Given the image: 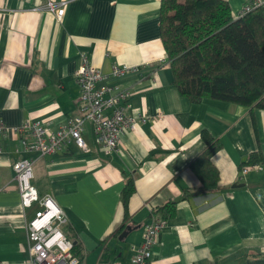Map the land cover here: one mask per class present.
Here are the masks:
<instances>
[{
  "label": "crops",
  "instance_id": "0c3cea01",
  "mask_svg": "<svg viewBox=\"0 0 264 264\" xmlns=\"http://www.w3.org/2000/svg\"><path fill=\"white\" fill-rule=\"evenodd\" d=\"M226 1L238 16L253 0ZM48 2L65 3L61 19L42 9ZM159 2L0 0V122L42 120L54 130L77 115L81 52L107 75L97 87L129 92L126 113L162 114L136 130L126 128L112 153L94 143L89 122L83 123L84 148L71 141L51 155L19 153L16 139L3 140L1 262L26 264L30 256L26 224L32 213L20 204L12 168L28 156L32 184L40 195L53 196L67 217L64 233L82 245L81 264H132L151 208L168 200L176 201L175 214L159 231L150 264H264V110L209 98L191 102L179 93L160 38ZM122 64L142 69L111 76ZM203 131L217 142L210 158L219 182L212 192L200 190L190 168L205 147ZM256 151L262 164L238 181L240 167ZM128 176L135 191L124 221L121 190ZM122 224L132 229L121 240L125 228L116 231Z\"/></svg>",
  "mask_w": 264,
  "mask_h": 264
},
{
  "label": "trees",
  "instance_id": "16d2710c",
  "mask_svg": "<svg viewBox=\"0 0 264 264\" xmlns=\"http://www.w3.org/2000/svg\"><path fill=\"white\" fill-rule=\"evenodd\" d=\"M160 38L173 73L172 84L191 102L203 98L264 110V13L250 6L234 16L226 0H160ZM205 147L190 163L202 192L218 189L219 171L210 158L217 142L205 131ZM263 155L252 152L245 163L262 164ZM135 191L132 176L121 190L124 221L128 202ZM187 190H184V197ZM176 201L168 200L150 210V216H174ZM125 228L120 225L118 231ZM69 236V235H68ZM72 252L80 264L82 245L74 237Z\"/></svg>",
  "mask_w": 264,
  "mask_h": 264
},
{
  "label": "built area",
  "instance_id": "2783aa9c",
  "mask_svg": "<svg viewBox=\"0 0 264 264\" xmlns=\"http://www.w3.org/2000/svg\"><path fill=\"white\" fill-rule=\"evenodd\" d=\"M263 4L264 0H253L244 6L243 11L249 10L250 6H263ZM64 6L65 3L48 2L42 9L55 13L57 18L61 19ZM79 58V66L75 73L80 90L79 113L68 117L54 130L42 120L26 122L19 126H9L0 122V154L4 150L3 140H10L12 137L18 142L15 150L19 153L37 152L41 156L51 155L71 141L84 148L81 138L84 122L91 124L94 143L97 146L106 153L117 152L119 135L126 128L136 130L139 124L162 118L159 112L137 117L126 113L124 109L126 105H123L129 97V92L120 90L116 86L97 87V83L107 75L91 65L84 52L80 53ZM141 69L137 65H114L110 75L120 78L138 74ZM255 167V165H242L237 173V180H244L248 172ZM12 168L20 204L24 211L30 210L32 213L26 224L30 253L26 264H80L79 258L72 252V240L63 231V226L67 222L64 211L52 195H40L32 184L33 159L22 156L13 163ZM164 224V220L152 216L143 225L142 241L133 248L132 264H150L152 249ZM0 264L25 263L0 261ZM110 264H118V262Z\"/></svg>",
  "mask_w": 264,
  "mask_h": 264
},
{
  "label": "water",
  "instance_id": "95a60500",
  "mask_svg": "<svg viewBox=\"0 0 264 264\" xmlns=\"http://www.w3.org/2000/svg\"><path fill=\"white\" fill-rule=\"evenodd\" d=\"M244 184H242V183H240V184H238V183H234L233 184V187H241V186H243ZM132 228L130 227V226H126L125 227V229L120 233V235H119V239H123L126 235H127V233H128V231H130Z\"/></svg>",
  "mask_w": 264,
  "mask_h": 264
},
{
  "label": "rangeland",
  "instance_id": "374dc122",
  "mask_svg": "<svg viewBox=\"0 0 264 264\" xmlns=\"http://www.w3.org/2000/svg\"><path fill=\"white\" fill-rule=\"evenodd\" d=\"M65 230V229H64Z\"/></svg>",
  "mask_w": 264,
  "mask_h": 264
}]
</instances>
